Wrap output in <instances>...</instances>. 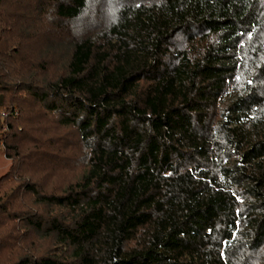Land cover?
<instances>
[{"label":"trees","instance_id":"1","mask_svg":"<svg viewBox=\"0 0 264 264\" xmlns=\"http://www.w3.org/2000/svg\"><path fill=\"white\" fill-rule=\"evenodd\" d=\"M0 264H264V0H0Z\"/></svg>","mask_w":264,"mask_h":264},{"label":"rangeland","instance_id":"2","mask_svg":"<svg viewBox=\"0 0 264 264\" xmlns=\"http://www.w3.org/2000/svg\"><path fill=\"white\" fill-rule=\"evenodd\" d=\"M24 1V0H23ZM11 112L12 116H15L17 114V108L15 106H12L10 109L9 107H4L3 105H0V131H3L5 129V124L2 122L5 112ZM10 159L4 155L3 149H2V143L0 141V175L4 173L8 167Z\"/></svg>","mask_w":264,"mask_h":264}]
</instances>
